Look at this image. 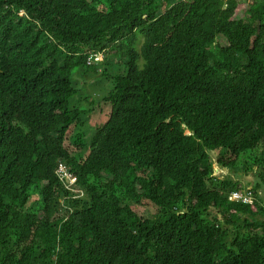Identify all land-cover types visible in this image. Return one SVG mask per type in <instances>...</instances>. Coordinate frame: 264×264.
Returning a JSON list of instances; mask_svg holds the SVG:
<instances>
[{"label":"trees","instance_id":"16d2710c","mask_svg":"<svg viewBox=\"0 0 264 264\" xmlns=\"http://www.w3.org/2000/svg\"><path fill=\"white\" fill-rule=\"evenodd\" d=\"M262 187L264 0H0V264H264Z\"/></svg>","mask_w":264,"mask_h":264},{"label":"rangeland","instance_id":"374dc122","mask_svg":"<svg viewBox=\"0 0 264 264\" xmlns=\"http://www.w3.org/2000/svg\"><path fill=\"white\" fill-rule=\"evenodd\" d=\"M108 68H109L110 73L115 74V70H116L115 65H111L110 67L108 66ZM103 71H104V68H103ZM98 76L99 75H96L95 73H91V72L86 74V70L80 71L78 73L77 78L81 81V83L86 84V86L84 87L86 94H88V93L91 94V92H93L94 90H97L95 87L92 88L91 83H93V81L95 79H97ZM102 97H100V98H102ZM86 104L88 106H90L89 102L84 101L83 105L87 106ZM105 112H110L109 108H105L102 110L101 107H99V106L97 107V109L92 114L93 121H91L90 126L91 125L92 126H91L90 130H93V127L104 124L106 122L107 114H105ZM212 157L214 158L213 159L214 176L219 177L220 180H224L226 177H231L233 180H236V181L240 180V182L243 183L242 185L246 186V190L254 192L252 189H255L254 188L255 183L260 181V179H258L257 176L255 177V176H253V174H251L253 177L249 178L248 174H246L242 171H237V170L231 171L228 169H224L218 164L216 157L214 155H212ZM247 159H248V161H251L249 158H247ZM245 161H247V160L245 159ZM254 167H255L254 170L256 171L257 167L256 166H254ZM60 172L62 173L63 170L61 169ZM248 181L250 182V184H247ZM259 196L262 198V200L264 202V188L263 187L259 190ZM62 203H63V201H62ZM146 211L150 212L149 210H146Z\"/></svg>","mask_w":264,"mask_h":264},{"label":"built area","instance_id":"2783aa9c","mask_svg":"<svg viewBox=\"0 0 264 264\" xmlns=\"http://www.w3.org/2000/svg\"><path fill=\"white\" fill-rule=\"evenodd\" d=\"M102 60L101 56H98L96 58V62H100ZM61 169L63 170V172L61 173ZM59 173L63 176L66 177L69 180L70 184H74L76 183L77 178L72 177L71 174H69V172L67 171L66 167H61L59 170ZM230 201L232 202H241L244 204H253L255 201V195L252 191L249 190H242V191H237V192H233L230 195Z\"/></svg>","mask_w":264,"mask_h":264},{"label":"bare ground","instance_id":"6f19581e","mask_svg":"<svg viewBox=\"0 0 264 264\" xmlns=\"http://www.w3.org/2000/svg\"><path fill=\"white\" fill-rule=\"evenodd\" d=\"M109 65V64H108ZM195 193V192H194ZM133 194V193H132ZM205 199V198H204ZM141 221V220H140ZM103 253V252H102ZM264 261V260H263Z\"/></svg>","mask_w":264,"mask_h":264}]
</instances>
